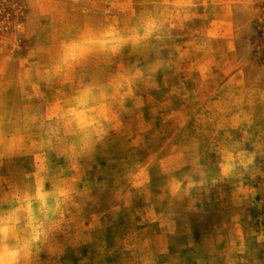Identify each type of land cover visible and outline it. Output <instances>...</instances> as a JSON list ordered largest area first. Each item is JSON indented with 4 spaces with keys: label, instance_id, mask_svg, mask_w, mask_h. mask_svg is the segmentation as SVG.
<instances>
[{
    "label": "trees",
    "instance_id": "trees-1",
    "mask_svg": "<svg viewBox=\"0 0 264 264\" xmlns=\"http://www.w3.org/2000/svg\"><path fill=\"white\" fill-rule=\"evenodd\" d=\"M263 4L264 0H153L141 17L67 34L32 83L25 107L0 112V214L20 206L24 214L15 229H26L38 240L43 227L39 219L30 222L29 211L50 198V190L61 189L76 205L81 235L84 199L97 192L94 186H102L100 193L108 186L114 192L127 187L131 195L122 192L117 207L132 197L142 211L148 208L153 214L147 217L152 220L148 231L141 235L146 253L131 264H178L170 259L172 240L202 222L215 227L264 219L261 150L252 151L256 155H227L191 171L161 172L150 183L160 198L140 197L141 179L153 167L149 161L161 152L180 111L215 105L234 85L251 81L264 57ZM237 166L248 169L257 187L259 199L249 206L238 196L237 174L224 173ZM91 174L95 180L89 186L79 183ZM181 178L193 195L184 212L176 213L171 201L165 206L162 201ZM9 182V189H2ZM153 202L156 207L151 209ZM108 203L116 206L117 201ZM104 210L91 214L94 231L105 223ZM159 210L167 217L169 233L161 231L162 217L161 222L154 218ZM27 241L20 243L22 249ZM257 242L250 250L199 264H264V235ZM12 246L16 252L22 250ZM84 249L80 246L82 253Z\"/></svg>",
    "mask_w": 264,
    "mask_h": 264
},
{
    "label": "rangeland",
    "instance_id": "rangeland-1",
    "mask_svg": "<svg viewBox=\"0 0 264 264\" xmlns=\"http://www.w3.org/2000/svg\"><path fill=\"white\" fill-rule=\"evenodd\" d=\"M152 2L0 0V112L20 111L25 107L31 97L32 83L46 70L59 42L67 34L121 18L141 17ZM91 97L92 101L96 95ZM255 150L264 151V57L251 81L234 85L217 104L186 107L180 111L178 120L164 136L161 152L149 161L153 167L141 179L144 189L140 197L160 198L150 183L161 172L200 169L227 155H256L252 153ZM224 173L237 174L238 196L244 206L259 199L247 168L237 166ZM39 174L40 171L36 178ZM94 180L91 174L81 178L79 183L86 182L89 186ZM10 183L3 184L2 189H9ZM94 187L97 192L93 197L84 199L81 235L77 231L76 205L64 190H50V198L30 209V222L39 219L37 224L43 227L38 240L31 238L26 229L21 233L15 229L16 224L21 225L17 220L24 209L20 206L6 209L0 214V264H131L138 256H144L147 243L141 235L148 231L147 225L152 220L147 217L153 214L147 212L148 208L142 211L132 197L117 207L122 192L131 195L127 187H118L114 192L115 189L108 186L105 193H100L102 186ZM111 200L117 201L116 206L108 203ZM167 201L168 198L162 201L164 206ZM156 202L151 209L156 207ZM51 204L53 210L49 207ZM97 208H105V223L101 230L94 231L91 214ZM184 209L174 206L176 213H183ZM169 210L166 207V212ZM156 215H162L154 217L157 222H161V217L164 220L161 231L171 232L164 212L159 210ZM260 235H264V219L215 227L202 222L172 240L170 259L178 264L212 262L223 255L254 248ZM25 240L28 241L22 249L20 243ZM14 244L22 250L16 252ZM83 245L82 253L80 246ZM258 250L263 251V248Z\"/></svg>",
    "mask_w": 264,
    "mask_h": 264
},
{
    "label": "clouds",
    "instance_id": "clouds-1",
    "mask_svg": "<svg viewBox=\"0 0 264 264\" xmlns=\"http://www.w3.org/2000/svg\"><path fill=\"white\" fill-rule=\"evenodd\" d=\"M192 195V189L188 181L183 178L167 191V198L175 207H184L192 199Z\"/></svg>",
    "mask_w": 264,
    "mask_h": 264
}]
</instances>
